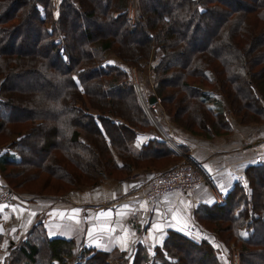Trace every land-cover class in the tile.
Segmentation results:
<instances>
[{"label":"trees","instance_id":"obj_1","mask_svg":"<svg viewBox=\"0 0 264 264\" xmlns=\"http://www.w3.org/2000/svg\"><path fill=\"white\" fill-rule=\"evenodd\" d=\"M127 1L60 0L56 6L52 0H0V173L12 189L57 196L98 184L102 173L120 179L179 159L168 144L148 137L153 125L127 71L105 61L109 53L135 67L155 49L153 94L192 136L227 134L228 113L243 124L264 121V0H230L235 9L228 0H168L166 10L157 9L166 0H137L134 19ZM214 18L219 22L209 29ZM97 19L113 30L91 32ZM29 24L36 30L31 52L22 50L27 35L21 31ZM199 32L207 40L192 49ZM13 40L17 50L8 49ZM29 79L42 80L49 90L14 86ZM213 86L218 93L203 88ZM219 97L227 114L211 108ZM246 170L245 184L235 183L221 203L203 206L198 219L224 249L238 247L239 264L260 258L264 264V239L258 237L264 159ZM48 187L59 193L44 191ZM25 235L8 245L0 264H67L74 256L75 241L48 238L41 222ZM212 242L169 230L152 254L137 243L131 264H222ZM112 252L84 248L82 255L85 264H108Z\"/></svg>","mask_w":264,"mask_h":264},{"label":"crops","instance_id":"obj_2","mask_svg":"<svg viewBox=\"0 0 264 264\" xmlns=\"http://www.w3.org/2000/svg\"><path fill=\"white\" fill-rule=\"evenodd\" d=\"M210 105L214 111H227V102L220 97ZM227 118L230 131L211 138L174 130L171 123L159 119L160 130L169 138L174 131L173 143L186 150L177 155L190 160L205 176L206 181L196 190L186 195L172 191L156 198L152 206L146 205L142 199L145 187L177 163L173 162L166 169L143 167L120 179L103 178L95 186L63 195L19 194L10 204H0L3 242L15 244L36 222L42 223L48 238L74 240L76 246L86 249L119 251L125 260L132 257L137 243L152 254L169 230L194 240H210L211 233L199 223V210L221 203L240 175L245 184L246 169L255 165L256 156L264 159V121L243 124L230 113ZM142 141L135 142V148Z\"/></svg>","mask_w":264,"mask_h":264},{"label":"rangeland","instance_id":"obj_3","mask_svg":"<svg viewBox=\"0 0 264 264\" xmlns=\"http://www.w3.org/2000/svg\"><path fill=\"white\" fill-rule=\"evenodd\" d=\"M166 1H167L166 4L157 6L158 7L157 9L166 10V7L172 5L171 1H168V0H166ZM59 2H60V0H52V4H54L56 6H58ZM225 4L230 9H235L237 7L234 4V2H232L230 0L225 1ZM137 6H138L137 0H128L127 1V6L126 7H127V12H128V17H130L131 19H134L136 17L137 13H138V11H137L138 7ZM55 13H56V11H55ZM97 20H99V19H97ZM217 22H219V18H214L212 20L211 24L208 26V28L210 29L212 27V25L216 24ZM112 30H113V28L111 26H109V27L106 26V22H104L103 20H99L98 22H96L94 24L91 32L95 33V32L98 31L99 33L106 34V33H109V31H112ZM21 32H22L23 35H27V38H26V40L24 42V45L22 46V50L23 51H27V52H31L32 49L34 48V41H35L34 40L35 39V34L34 33L36 32V30L34 28V25L33 24H29ZM28 34H29V36H28ZM201 40H205V41L207 40L206 33L203 34V32H199L198 34H196L195 37L190 40V44H192L191 48L193 49V48H196L198 45H200V41ZM14 42H15V40H13L12 42H9V43L7 42L6 43V44H8L7 45L8 49H10V48H13V50H15V49L17 50L18 49L17 47H15ZM154 51H155V49H153L151 51L150 55L145 60H142L139 63V65L135 66V67L134 66H129L128 67V66H124V65L120 64V62L118 60H116L117 58H115L111 53L107 54L105 61L107 63L111 62V63L119 64V66L121 68H123L125 71H127V73L129 74V77H130V79H131V81L133 83V86L135 88V91H136V96H137L138 102H140V104H141V106H142V108H143V110L145 112V115L148 117V119L150 120L151 124L153 125V130L154 131L152 132V134L148 135V137L160 139L161 135H164L165 137L169 138V134L163 133V131L160 130V128H161L160 122H159L160 117L163 119L164 122L171 123L173 125V127H175V129L173 128L174 130H179V131H181L183 133L184 132L185 133H189L186 129L183 130L178 125H176L173 122V119H172L171 116H167L166 110L163 109L164 107H163L162 103L159 101V99H158V103L156 104L155 109H151V110L147 111L146 108H145L146 103L144 105V102L146 100V97H148L149 95H152L154 93L155 80H154V74L151 72V68L158 62L157 58L159 56V54L157 52H154ZM174 60L175 61H181V60H177V59L173 58L172 61H174ZM55 66L59 67V65H57V63H55ZM159 70H162V69H159ZM0 80H1V78H0ZM13 83H14V86L16 85L17 87H20V88H24V86L27 83V85L29 84V86H31V87L35 86L39 90H45V89L49 90V88L47 87L48 85L45 82H43L42 80L37 81L36 79H31V80L29 79V80H25V81L24 80L20 81V84H17L19 82H16V81H14ZM21 83H22V85H21ZM203 88H205L206 90H210V91L211 90H214L216 92L219 91V88L216 87V86L211 87L212 89L209 88V87H203ZM25 106L30 108V109H32V106H30L29 103H27V102H26ZM173 133H174V131L172 132V130H171L170 137L172 139L170 138V143L174 145V150L177 152V154L179 153V154L183 155L181 153V148L182 147L180 146V144H177V143L174 144L173 141H172L173 140V137H172ZM34 154H35L36 157H40L42 155V151L36 150ZM33 157L34 156H31V158H33ZM185 159H187V158L179 157V159L177 158L176 160L171 158V159H167V163H169L170 161L171 162L169 164H171L173 162H181V161H183ZM164 163L165 162H163L162 164H158L157 168H160V166L163 165ZM0 177L3 179L4 182L7 183V180L5 178H3L1 173H0ZM1 178H0V180H1ZM103 178H107V177H106V175H104L102 173L101 177H100V180H99V183H100V181ZM108 179H114V178H108ZM86 187H92V186H86ZM86 187H82L81 186V187H77V188L72 189V190H76V189H79V188H86ZM31 189H33L32 191H37V192L41 191V189L39 187H37V186L31 187ZM12 190L15 193L14 196L19 195V194H23V195L35 194L33 192L30 193V192H25V191H18L17 189H15V190L12 189ZM44 191H46V192H48L50 194L51 193L52 194H58L59 193L58 191H54L53 188H50V187H48ZM70 192H72V191H70ZM70 192H66V193H70ZM60 193H62V192H60ZM66 193H64V194H66ZM60 195H63V194H60ZM10 202H8V204H10ZM207 226L208 227H212L209 223L207 224ZM202 228L205 229L204 227H202ZM0 233H1V229H0ZM210 235L213 237L210 240L213 241L212 243H214L215 248L221 250V252L220 251L219 252H220V257H221L222 264H239V261H238L239 257L237 256L238 247L236 245H234V244H231L230 250L227 251L226 249L223 248V245L217 240V238L213 234H210ZM258 237L262 238V240L264 239L263 238L264 237V227L259 231ZM7 249H8V243H6L5 241L3 242V240H2V244L0 243V250H1L0 260H2L5 257V255L7 253ZM42 251L44 253V257H45V255L49 254L47 248H44V250H42ZM131 259H132V257L129 260H131ZM129 260H128V264H131L132 260L130 262H129ZM107 261H109L110 264H127L126 260L124 259V256L119 251L112 252V254L110 255V258ZM156 261H158V260H156ZM66 262H68L67 264H70V263L74 264V256L71 259H68ZM113 262H115V263H113ZM157 263L160 264L159 261ZM188 264H191V263H188ZM192 264H194V263H192ZM252 264H263V261H262L261 258H260V260L256 259V260H253Z\"/></svg>","mask_w":264,"mask_h":264},{"label":"built area","instance_id":"obj_4","mask_svg":"<svg viewBox=\"0 0 264 264\" xmlns=\"http://www.w3.org/2000/svg\"><path fill=\"white\" fill-rule=\"evenodd\" d=\"M145 103L147 106H145V108L147 111H149L151 109H155L158 100L155 102V104H150L147 102V100H145L144 105ZM160 139L164 142L170 143V138H167L164 135H161ZM261 160V156H256V163L260 162ZM0 181V204L7 205L8 202H10L12 198L15 197V193L7 185V183L3 181L2 178ZM205 181V176L199 172V170L190 160L185 159L181 162H177L170 169L161 172L154 181L150 182L144 189L142 199L147 206H152L154 204V200L159 196H162L166 193H171L172 191L186 195L199 188L200 185ZM238 181L239 184L243 186L244 175H240L238 177ZM133 217L135 220L138 219V215H133ZM83 250L84 247L82 246H78L76 248L74 253V264L86 263L82 255Z\"/></svg>","mask_w":264,"mask_h":264},{"label":"water","instance_id":"obj_5","mask_svg":"<svg viewBox=\"0 0 264 264\" xmlns=\"http://www.w3.org/2000/svg\"><path fill=\"white\" fill-rule=\"evenodd\" d=\"M156 101H157V97L155 94L149 95L147 97V102H149L150 104H155Z\"/></svg>","mask_w":264,"mask_h":264},{"label":"bare ground","instance_id":"obj_6","mask_svg":"<svg viewBox=\"0 0 264 264\" xmlns=\"http://www.w3.org/2000/svg\"><path fill=\"white\" fill-rule=\"evenodd\" d=\"M83 254V253H82ZM72 262V261H71ZM70 263V262H69ZM71 264V263H70Z\"/></svg>","mask_w":264,"mask_h":264}]
</instances>
